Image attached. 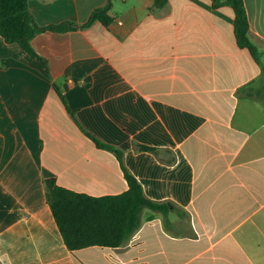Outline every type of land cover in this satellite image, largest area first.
<instances>
[{
    "label": "crops",
    "instance_id": "0c3cea01",
    "mask_svg": "<svg viewBox=\"0 0 264 264\" xmlns=\"http://www.w3.org/2000/svg\"><path fill=\"white\" fill-rule=\"evenodd\" d=\"M243 2L259 62L213 0H28L40 27L73 28L30 41L48 71L0 36V264H264V0ZM123 166L168 211L70 251L45 180L117 196Z\"/></svg>",
    "mask_w": 264,
    "mask_h": 264
},
{
    "label": "trees",
    "instance_id": "16d2710c",
    "mask_svg": "<svg viewBox=\"0 0 264 264\" xmlns=\"http://www.w3.org/2000/svg\"><path fill=\"white\" fill-rule=\"evenodd\" d=\"M168 0H155V8H163ZM214 7L231 6L235 14V35L238 46L250 51L259 62L258 49L250 41L248 32V17L243 0H213ZM109 5L95 11L89 26L95 20L108 25L107 15ZM73 26L64 23L57 26L40 27L28 9V0H0V36L6 43L20 44L26 53L37 59L45 71H48L47 61L36 54L30 46V41L44 32H66ZM66 105L65 98L61 95ZM92 137V136H91ZM92 139L99 147L111 150L122 162L120 151ZM140 150H157L139 147ZM128 190L117 196L91 197L64 189L56 184L54 179L45 180L46 198L59 228L63 241L70 251L99 246L118 248L126 243L140 226L143 209L168 211L165 204L149 200L137 179L123 166Z\"/></svg>",
    "mask_w": 264,
    "mask_h": 264
},
{
    "label": "rangeland",
    "instance_id": "374dc122",
    "mask_svg": "<svg viewBox=\"0 0 264 264\" xmlns=\"http://www.w3.org/2000/svg\"><path fill=\"white\" fill-rule=\"evenodd\" d=\"M263 108V107H262Z\"/></svg>",
    "mask_w": 264,
    "mask_h": 264
}]
</instances>
